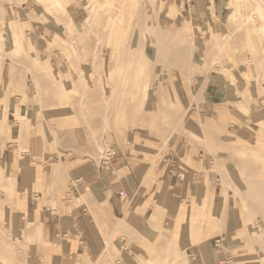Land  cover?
Listing matches in <instances>:
<instances>
[{
	"label": "rangeland",
	"instance_id": "obj_1",
	"mask_svg": "<svg viewBox=\"0 0 264 264\" xmlns=\"http://www.w3.org/2000/svg\"><path fill=\"white\" fill-rule=\"evenodd\" d=\"M185 6L206 25L183 19ZM262 19L264 0H0V257L27 259V238L7 228L2 199L18 187L17 158L100 160L141 132L163 150L190 146L216 158L232 202L211 216V235L227 232L238 261L264 264ZM13 68L24 87L10 93ZM206 112L239 120L230 130ZM169 253L163 263L186 262L172 245Z\"/></svg>",
	"mask_w": 264,
	"mask_h": 264
},
{
	"label": "crops",
	"instance_id": "obj_2",
	"mask_svg": "<svg viewBox=\"0 0 264 264\" xmlns=\"http://www.w3.org/2000/svg\"><path fill=\"white\" fill-rule=\"evenodd\" d=\"M181 10L193 27L206 25L205 16L191 15L186 6ZM15 25L20 32L23 24ZM44 71L36 76V95ZM18 76L14 68L7 75L10 93L24 87ZM2 106L8 118V97ZM26 110L25 105L16 116L19 123ZM205 115L230 130L239 120L232 113ZM149 135L131 133L126 146L109 149L100 160L17 158L12 170L18 187L10 201L2 199L7 228L27 238L22 264H165L160 259L170 255V245L186 259L171 256L174 264H246L238 261L239 249L227 248V232L211 235V216L220 206L229 211L232 202L229 194L225 198L216 158L190 146L163 150ZM4 170L0 165V181ZM218 236L225 237L221 247L214 245ZM0 264L9 263L0 257Z\"/></svg>",
	"mask_w": 264,
	"mask_h": 264
},
{
	"label": "built area",
	"instance_id": "obj_3",
	"mask_svg": "<svg viewBox=\"0 0 264 264\" xmlns=\"http://www.w3.org/2000/svg\"><path fill=\"white\" fill-rule=\"evenodd\" d=\"M108 154H110V152H108ZM225 237L224 236H218L215 240H214V245L216 247H221L223 244Z\"/></svg>",
	"mask_w": 264,
	"mask_h": 264
},
{
	"label": "bare ground",
	"instance_id": "obj_4",
	"mask_svg": "<svg viewBox=\"0 0 264 264\" xmlns=\"http://www.w3.org/2000/svg\"><path fill=\"white\" fill-rule=\"evenodd\" d=\"M56 1V0H55ZM59 3V2H58ZM258 7V6H257ZM263 7V6H262ZM256 9V10H255ZM255 9L253 10V11H257V8L255 7ZM251 11H252V9H251ZM251 11L249 12L250 14H253V12L251 13ZM260 11V8H259V10L257 11V12H259ZM261 12V11H260ZM249 13H247V16L249 17L250 15H249ZM255 13V12H254ZM256 14V13H255ZM254 15V14H253ZM252 15V16H253ZM261 17V16H260ZM249 19V18H248ZM262 22H264L263 21V19H262ZM48 86V85H47ZM56 165V164H55ZM56 170V169H55Z\"/></svg>",
	"mask_w": 264,
	"mask_h": 264
}]
</instances>
